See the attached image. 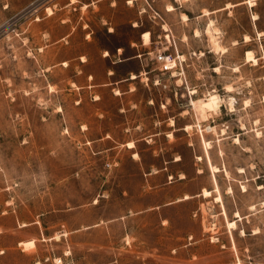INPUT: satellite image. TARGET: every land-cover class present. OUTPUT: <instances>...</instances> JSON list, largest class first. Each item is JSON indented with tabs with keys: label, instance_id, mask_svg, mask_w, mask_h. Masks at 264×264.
I'll use <instances>...</instances> for the list:
<instances>
[{
	"label": "rangeland",
	"instance_id": "obj_1",
	"mask_svg": "<svg viewBox=\"0 0 264 264\" xmlns=\"http://www.w3.org/2000/svg\"><path fill=\"white\" fill-rule=\"evenodd\" d=\"M90 1L0 0V264H264V0Z\"/></svg>",
	"mask_w": 264,
	"mask_h": 264
},
{
	"label": "bare ground",
	"instance_id": "obj_2",
	"mask_svg": "<svg viewBox=\"0 0 264 264\" xmlns=\"http://www.w3.org/2000/svg\"><path fill=\"white\" fill-rule=\"evenodd\" d=\"M250 3V2H249ZM172 9V7L171 6H169V8H168V10H171ZM209 31V30H208ZM143 38H144V40L145 41H148V34L147 33H145L144 35H143ZM143 40V41H144ZM214 43V42H213ZM216 43H214V45H215ZM218 46V45H217ZM222 49V48H221ZM248 52V51H247ZM248 53H250V52H248ZM250 54H252V53H250ZM249 56H251V55H249ZM247 57V56H246ZM247 58H249V57H247ZM253 61V60H252ZM134 77V76H133ZM132 77V78H133ZM194 92V91H193ZM209 97H207V98H204V99H199L198 101H192V104H193V106L200 112L199 114H201V116L202 117H204L205 116V112H207V111H214V110H217L218 109V107L220 106V103H221V99H220V97L218 96V95H216V94H212V95H208ZM229 103H230V101H229ZM209 113V112H208ZM200 119V118H199ZM203 119V118H202ZM209 144H207V146H208ZM128 146L129 147H132L133 145H132V143L131 142H129L128 143ZM213 168V167H212ZM204 195H209V191H205L204 190V192H202ZM187 196H185V198H186ZM216 197V200L218 199V200H220V195H217V196H215ZM238 217H239V215H237ZM228 225L230 226V228H232V227H234V225H235V222L234 221H229L228 222Z\"/></svg>",
	"mask_w": 264,
	"mask_h": 264
},
{
	"label": "built area",
	"instance_id": "obj_3",
	"mask_svg": "<svg viewBox=\"0 0 264 264\" xmlns=\"http://www.w3.org/2000/svg\"><path fill=\"white\" fill-rule=\"evenodd\" d=\"M152 59L156 64L155 68L161 73H170L175 67L174 58L169 53H165L164 50L157 49Z\"/></svg>",
	"mask_w": 264,
	"mask_h": 264
},
{
	"label": "crops",
	"instance_id": "obj_4",
	"mask_svg": "<svg viewBox=\"0 0 264 264\" xmlns=\"http://www.w3.org/2000/svg\"><path fill=\"white\" fill-rule=\"evenodd\" d=\"M96 3L97 5H99V6H104V4L106 3L107 5H113V2H108V0H91L89 3H87V5H90V4H92V3ZM72 4V2L70 1L67 5H71ZM148 35H149V31H147L146 32ZM143 34V33H142ZM142 34H141V36H142ZM144 34H145V32H144ZM141 43L143 44V42H142V40H141ZM119 50V49H118ZM106 55V54H105ZM118 61H120V62H122V60H118ZM114 63V62H113ZM108 72L110 73V74H108ZM107 72V74L108 75H111V71H108ZM140 74V73H139ZM133 76V75H132ZM132 76H131V78H132ZM135 76V75H134ZM136 77V76H135ZM122 81V80H121Z\"/></svg>",
	"mask_w": 264,
	"mask_h": 264
}]
</instances>
